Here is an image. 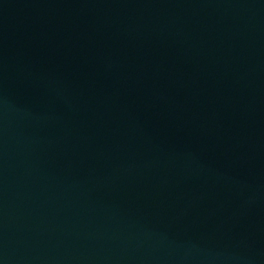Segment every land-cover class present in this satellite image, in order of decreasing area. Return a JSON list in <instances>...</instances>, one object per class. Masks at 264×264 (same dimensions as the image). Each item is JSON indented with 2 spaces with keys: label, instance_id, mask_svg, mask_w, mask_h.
Segmentation results:
<instances>
[{
  "label": "water",
  "instance_id": "1",
  "mask_svg": "<svg viewBox=\"0 0 264 264\" xmlns=\"http://www.w3.org/2000/svg\"><path fill=\"white\" fill-rule=\"evenodd\" d=\"M0 264H264V0H0Z\"/></svg>",
  "mask_w": 264,
  "mask_h": 264
}]
</instances>
